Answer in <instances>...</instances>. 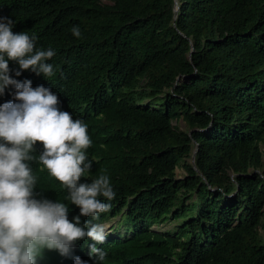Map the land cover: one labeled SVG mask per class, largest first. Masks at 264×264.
Returning <instances> with one entry per match:
<instances>
[{
    "label": "trees",
    "instance_id": "16d2710c",
    "mask_svg": "<svg viewBox=\"0 0 264 264\" xmlns=\"http://www.w3.org/2000/svg\"><path fill=\"white\" fill-rule=\"evenodd\" d=\"M0 16L56 52L51 78L15 76L11 60L9 75L49 88L87 125L92 167L80 182L110 178L111 209L92 221L116 220L97 245L103 264H264V0H0ZM35 149L34 192L66 203L72 221L79 207ZM165 220L175 228H151ZM92 243L45 250L37 264H95Z\"/></svg>",
    "mask_w": 264,
    "mask_h": 264
},
{
    "label": "clouds",
    "instance_id": "9594fccd",
    "mask_svg": "<svg viewBox=\"0 0 264 264\" xmlns=\"http://www.w3.org/2000/svg\"><path fill=\"white\" fill-rule=\"evenodd\" d=\"M14 24L11 18L0 16V95L8 86L15 89L14 99L0 104V264H37L45 250L68 256L86 238L94 242L88 246L89 257L95 264H103L107 252L97 245L105 243L108 226L92 221L110 211L112 205L105 201L114 200L116 193L106 174L90 183L80 182L92 167L86 154L92 143L87 125L60 110L58 96L49 88H33L31 80L9 75V60L19 65L15 76L30 70L51 78L57 72L48 63L55 50L37 49L36 35L13 33ZM71 32L82 37L79 26L74 25ZM37 143L42 146L39 162L67 188L71 203L79 207L80 215L72 221L66 203L43 198L42 191L34 192L36 178L29 162ZM81 216L92 220L82 225ZM74 264L87 261L76 256Z\"/></svg>",
    "mask_w": 264,
    "mask_h": 264
},
{
    "label": "rangeland",
    "instance_id": "374dc122",
    "mask_svg": "<svg viewBox=\"0 0 264 264\" xmlns=\"http://www.w3.org/2000/svg\"><path fill=\"white\" fill-rule=\"evenodd\" d=\"M173 124L176 125L180 130L188 131V127L182 119L173 120ZM261 151H262V153H264V148H261ZM187 161L191 163L190 158H188ZM262 161L264 162V155L262 156ZM184 173L185 172H184V169L182 167H177L175 169V174H176L177 178L183 177ZM112 223L116 224V220H111L110 222H106L104 224L107 225L108 229H109L111 227ZM176 224H177L176 221L165 220V221L160 222V223L152 224L151 228L155 229V230H160V231L172 230L175 228ZM119 231L124 232L125 231L124 226L121 225L119 227Z\"/></svg>",
    "mask_w": 264,
    "mask_h": 264
},
{
    "label": "water",
    "instance_id": "95a60500",
    "mask_svg": "<svg viewBox=\"0 0 264 264\" xmlns=\"http://www.w3.org/2000/svg\"><path fill=\"white\" fill-rule=\"evenodd\" d=\"M178 8V6L176 5L175 10ZM191 160V164L194 166V155H192V157L190 158Z\"/></svg>",
    "mask_w": 264,
    "mask_h": 264
}]
</instances>
